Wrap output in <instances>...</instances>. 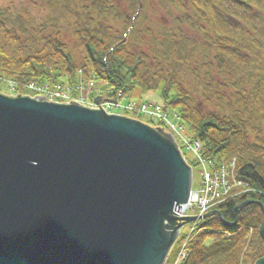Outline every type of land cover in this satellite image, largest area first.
<instances>
[{"label":"water","instance_id":"95a60500","mask_svg":"<svg viewBox=\"0 0 264 264\" xmlns=\"http://www.w3.org/2000/svg\"><path fill=\"white\" fill-rule=\"evenodd\" d=\"M83 107L0 95V264H165L184 227L224 222L174 213L193 171L171 134Z\"/></svg>","mask_w":264,"mask_h":264},{"label":"trees","instance_id":"16d2710c","mask_svg":"<svg viewBox=\"0 0 264 264\" xmlns=\"http://www.w3.org/2000/svg\"><path fill=\"white\" fill-rule=\"evenodd\" d=\"M46 1L54 9L60 8L61 2L69 3ZM90 1V11L102 17L114 14L122 20L113 0ZM144 1L135 0L137 14L126 20L123 34L98 23L85 9L86 17L80 20L74 34L84 52L81 61L59 39L42 37L47 25L35 28L27 13L13 15L0 9V88L7 81L75 86L82 72L85 83H105L131 95L137 90L157 93L167 111L180 115L188 135L203 144L205 157L218 163L236 157L238 178L254 190L218 208L224 221L234 222L235 209L254 202L240 212L235 228L226 227L218 216L199 226L185 264H255L264 258V241L260 237L264 218L260 206H264V0H170L181 16L177 23L204 36L202 47L209 62L203 68L207 74L215 71L222 86L234 92V105H227L228 112L222 106L224 98L218 97L217 108L222 115L199 111L177 82L174 71L190 57L186 39L163 31L162 40L154 39L157 48L151 64V56L145 52L131 51L128 37H143L138 25L144 20ZM155 61L158 63L153 68ZM162 63L174 71L168 72ZM144 123L164 127L153 119Z\"/></svg>","mask_w":264,"mask_h":264},{"label":"rangeland","instance_id":"374dc122","mask_svg":"<svg viewBox=\"0 0 264 264\" xmlns=\"http://www.w3.org/2000/svg\"><path fill=\"white\" fill-rule=\"evenodd\" d=\"M142 1V0H141ZM115 12L121 19L113 14L111 17L100 16L97 13L90 11L88 8L91 5L90 0H69L68 5L61 2L60 8H55L47 3L46 0H0V9L8 10L13 15H20L27 13L34 21L35 28L38 26L47 25L46 33L42 37H50L59 39L63 44L67 45L72 55L80 61L84 57L83 49L75 41L74 34L81 19L86 17L85 9L88 14L98 23L110 27L113 32L123 34L126 28V20L136 16L138 8L135 5V0H113ZM144 20L138 25L140 31H143V37L140 40H132L128 37L131 44L132 52H145L147 56H151L149 63H152L153 52L156 50L154 39L162 40L163 31L174 32L178 39H186L188 41L186 48L188 55L186 63L175 71L168 65H165L168 72H175L177 82L182 89L190 95L193 99V105L202 113L216 112L222 115L217 108L218 97L224 98L222 104L225 112H228L227 105H234V92L225 89L222 82L216 75L215 71L207 74L203 68L209 62V56L204 52L202 45L204 44V36L197 31L190 30L184 26V23H177L180 19L178 12L172 8L170 0H145L144 1ZM149 31L150 34H147ZM130 36V32H128ZM43 42L40 44L42 47ZM41 47H39L41 49ZM157 61L152 64L153 68L157 65ZM0 91L3 95H9L6 85H2ZM89 99L93 100V93L86 94ZM136 101H143L150 103H161L157 93H141L138 91L134 93ZM140 96V97H139ZM217 97V98H216ZM171 120L175 122L173 114L169 111ZM145 121V119H144ZM264 138V122L262 125V135ZM255 141L259 138L252 137ZM262 139V138H261ZM190 160L191 154H187ZM200 181L199 169H194V189L197 188ZM191 226L187 225L183 228L182 233L187 234ZM175 248L172 250L171 256Z\"/></svg>","mask_w":264,"mask_h":264},{"label":"built area","instance_id":"2783aa9c","mask_svg":"<svg viewBox=\"0 0 264 264\" xmlns=\"http://www.w3.org/2000/svg\"><path fill=\"white\" fill-rule=\"evenodd\" d=\"M29 89L38 92L40 95L47 97L53 102L62 103L75 101L81 106L98 109L95 104L89 103L83 97H80L77 100H72L70 94L62 89L51 91L47 87L37 88L34 86L29 87ZM100 107L108 114L127 112L137 116L145 115L161 120L177 136L181 147L187 152H190L194 156V159L200 164L203 169L201 185L198 191L191 194L189 202L184 206V210L182 209V211H180L183 218L196 215L200 217L204 216L230 198L252 192V190L249 189L248 184L237 179L235 160L227 165H217L214 162L205 161L202 156V145L199 142H193L184 136L183 127L173 125L169 121L168 115H166L161 107H149L146 105L137 106L135 104L124 105L118 100L108 101ZM187 241H189V238ZM186 246L187 242L184 244L183 250L181 251L176 264H179L185 259Z\"/></svg>","mask_w":264,"mask_h":264},{"label":"bare ground","instance_id":"6f19581e","mask_svg":"<svg viewBox=\"0 0 264 264\" xmlns=\"http://www.w3.org/2000/svg\"><path fill=\"white\" fill-rule=\"evenodd\" d=\"M186 205H187V204H185V205H181V210H180V211H182V209L184 210V206H186ZM174 213H176L177 215L181 216L180 212L175 211ZM181 217H182V216H181ZM165 224L171 226L170 223H165ZM163 230H164V231H168V232L173 231V229H166V228H164ZM170 235H171V233L168 234L167 236H170Z\"/></svg>","mask_w":264,"mask_h":264}]
</instances>
